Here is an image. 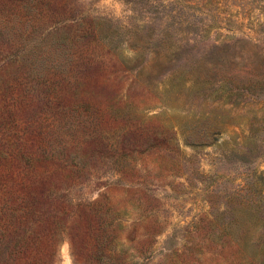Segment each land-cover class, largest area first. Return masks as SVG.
Here are the masks:
<instances>
[{
	"label": "rangeland",
	"instance_id": "rangeland-1",
	"mask_svg": "<svg viewBox=\"0 0 264 264\" xmlns=\"http://www.w3.org/2000/svg\"><path fill=\"white\" fill-rule=\"evenodd\" d=\"M52 1L97 86L47 102L0 71L2 126L101 131L53 197L51 264H264V0Z\"/></svg>",
	"mask_w": 264,
	"mask_h": 264
},
{
	"label": "trees",
	"instance_id": "trees-1",
	"mask_svg": "<svg viewBox=\"0 0 264 264\" xmlns=\"http://www.w3.org/2000/svg\"><path fill=\"white\" fill-rule=\"evenodd\" d=\"M64 4L0 0V59L6 61L0 71L19 64L15 81H19L17 72L33 79L37 83L33 89L45 93L47 102L57 93L76 95L98 84V69H90L89 55L83 59L88 49L83 52L82 48H87L93 36L81 31L82 23L67 22L60 13ZM44 61L58 64L48 68L54 73L38 69ZM1 85L6 91H16L8 79ZM93 124L82 121L67 131L0 124V264H51V234L57 235L56 243L63 240L61 218L66 216L62 210L51 217V207L57 204L53 197L66 190L67 181L78 171L75 160L95 155L96 141L102 135ZM73 253L74 264H79Z\"/></svg>",
	"mask_w": 264,
	"mask_h": 264
}]
</instances>
